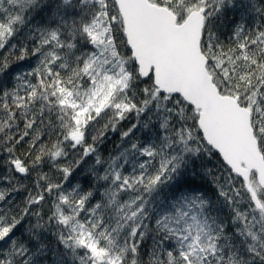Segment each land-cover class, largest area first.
<instances>
[{
  "label": "snow or ice",
  "instance_id": "6c2138e0",
  "mask_svg": "<svg viewBox=\"0 0 264 264\" xmlns=\"http://www.w3.org/2000/svg\"><path fill=\"white\" fill-rule=\"evenodd\" d=\"M0 264H264V0H0Z\"/></svg>",
  "mask_w": 264,
  "mask_h": 264
}]
</instances>
